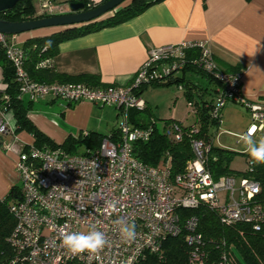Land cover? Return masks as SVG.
Returning a JSON list of instances; mask_svg holds the SVG:
<instances>
[{"label":"built area","instance_id":"built-area-1","mask_svg":"<svg viewBox=\"0 0 264 264\" xmlns=\"http://www.w3.org/2000/svg\"><path fill=\"white\" fill-rule=\"evenodd\" d=\"M91 1L94 0H87L89 8ZM40 2L45 11L42 16L67 13L53 12L57 7L51 0ZM68 7L70 10V3ZM15 38L16 35L0 33V48L14 69L19 97L27 95L32 102L49 97L68 103L85 101L114 107L118 111L119 139L105 138L99 148L89 154H71L61 147L38 148L33 143L23 145L15 163L21 180L20 193L10 205L16 219L10 237L15 250L14 262L137 264L146 254H159L165 238L184 231V240L190 248L189 263L203 264L206 253L198 219L190 216L181 221L178 212L201 205L214 210L223 225L247 224L255 232L264 227V202L258 199L259 183L244 174L214 179L206 163L211 145L205 140L190 139L192 158L176 174L171 172L172 159L168 152L155 166L143 164L133 156V144L147 142L157 125L153 119L144 126L130 122V111H142L146 106L135 90L182 69L187 60L186 52L194 49L198 57L190 61L221 85L210 112L211 119L220 123L226 104H241L250 115L246 132L252 128L255 134H264V103L251 104L242 97V72L224 71L208 43L183 42L150 50L128 86L93 87L84 83L33 81L24 67V51ZM3 98L8 99L6 95ZM188 106L195 113L193 104L188 103ZM3 114L0 109V122H3ZM160 128L164 135L177 142L198 132L195 123L188 130L176 121ZM10 132V129L0 132V137ZM105 201H115L116 211L109 214ZM120 218L135 223V241L129 243L121 238L115 223ZM92 225L108 239V244L98 254L73 256L61 246L62 233H87ZM232 262L223 253L219 264Z\"/></svg>","mask_w":264,"mask_h":264},{"label":"crops","instance_id":"crops-1","mask_svg":"<svg viewBox=\"0 0 264 264\" xmlns=\"http://www.w3.org/2000/svg\"><path fill=\"white\" fill-rule=\"evenodd\" d=\"M55 30L21 33L19 43ZM195 41L209 44L222 69L228 66L242 72L241 95L247 102L264 103V0H161L126 22L62 41L51 64L62 74L94 77L92 80L98 81V85H90L93 87L128 86L150 50ZM183 74L199 86H206L192 70ZM3 87L0 67V91ZM149 87L139 93L142 98ZM143 100L148 112L143 113L142 122H146L155 117L149 102ZM233 105L244 108L235 103L224 108ZM244 110L241 128L246 132L250 115ZM28 118L51 140L61 144L68 136L77 137L81 132L109 135L116 127L118 111L111 106L104 110L99 104L68 103L47 97L32 102ZM14 129L0 137V198L13 186L17 153L23 145L33 143L30 134L15 133Z\"/></svg>","mask_w":264,"mask_h":264},{"label":"trees","instance_id":"trees-1","mask_svg":"<svg viewBox=\"0 0 264 264\" xmlns=\"http://www.w3.org/2000/svg\"><path fill=\"white\" fill-rule=\"evenodd\" d=\"M82 1L86 10L91 8L87 7V0ZM105 1L107 0L103 2ZM159 1L161 0H125L116 12H111L93 22L73 28L51 27L57 29L47 35H35L27 38L21 43V48L25 54V70L30 78L36 82L85 83L89 86H97L98 81H93L92 79L95 78L92 76L84 74L70 76L55 70L51 60L58 53V45L62 41L126 22ZM39 17L45 16L35 14L31 0L18 2L13 8L0 13L1 19L12 22L27 21ZM186 55L187 60L182 69L172 72L159 81L141 86L135 90V93L139 95L141 90L148 86H164L176 83L179 88L184 90L187 102L194 106V114L197 118L194 123L197 124L198 132L186 135L177 142L164 135L155 118L150 117L146 122H142V119L145 120L143 113L148 112L145 110L146 106L142 111L131 110L130 122L133 125L144 126L151 119L155 120L157 124L153 135L147 142H135L133 144V156L143 164L155 166L168 152L172 159L171 172L176 174L182 171L185 162L192 158L190 139L200 138L211 145L206 163L213 178L217 179L223 175H236L235 171L229 167L232 159L231 151L214 146V133L217 130L212 131V129H217L220 123L211 119L210 112L214 106L215 98L221 91V85L211 74L205 73L190 61L198 57L196 49L187 51ZM43 62H46L45 66H40ZM0 67L2 68V84L4 86V89L0 91V109L3 113L9 111L15 113L16 126L14 132L24 131L30 134L35 147H61L71 154H89L98 149L105 138L119 139L116 124L109 135L99 132H81L77 137L68 136L61 144L55 143L28 118L32 101L25 102L22 97H19V87L14 69L1 48ZM186 70H192L195 74L201 75L200 77L206 81V86L201 87L186 78L183 74ZM223 70L238 72L237 69L228 66L224 67ZM3 95H6L8 99H4ZM238 105L242 106L241 104ZM165 122L161 126L165 125ZM189 126L183 127L188 130ZM81 147H84V150L77 153ZM73 151L75 153H72ZM246 161L248 168L240 175L244 174L259 183L261 190L258 199L264 202V165H249L251 162L249 156ZM19 193L20 187L13 185L7 195L0 198V264H20L14 262L15 250L10 243V237L16 225V219L10 211V205L19 197ZM178 212L181 221L190 216H195L198 219V231L203 236V249L206 253L203 264H219L223 253H226L233 260L232 264H264V227L255 232L247 224L223 225L219 222L215 211L206 205H201L196 209H180ZM189 251L190 248L184 240V231H182L181 234L165 238L159 254H146L137 264H190L188 260Z\"/></svg>","mask_w":264,"mask_h":264},{"label":"rangeland","instance_id":"rangeland-1","mask_svg":"<svg viewBox=\"0 0 264 264\" xmlns=\"http://www.w3.org/2000/svg\"><path fill=\"white\" fill-rule=\"evenodd\" d=\"M69 1L70 0H51L53 6L57 7L53 9V12L61 11V13H66L69 10L68 4L76 0ZM103 1L104 0L91 1V7H96L103 3ZM31 2L36 15L45 14L40 0H31ZM19 38L20 34H17L15 38L17 43H19ZM196 75L200 79H203L200 77L201 75ZM143 98L146 99L151 105L150 111H152L154 114L159 126H161L165 121H167L165 124L176 121L180 122L183 126H188L193 124L197 119L196 115L191 111L192 108L188 106V102L184 95V90L180 89L176 83L164 86H150L144 91ZM23 100L25 102L29 101L28 96L24 95ZM36 101H34V103ZM36 106H38V104H36ZM103 107L104 110H109L110 106ZM224 113L225 116L223 117L221 115L218 128L212 129V131L217 130V132L214 133V136L216 135L214 146L231 151L230 154L232 159L229 167L231 170L235 171L236 175H240L248 168V163L246 161L248 154L244 151V145L238 139L240 134L245 133L244 128H241L243 122L242 114L245 113V110L239 106H230L228 108H224ZM261 136H264V134L257 132L255 138L259 139ZM83 150L84 147H81L77 150V153H80ZM72 153L75 152L73 151ZM12 185L17 187L21 186L20 176L18 174L14 173Z\"/></svg>","mask_w":264,"mask_h":264},{"label":"clouds","instance_id":"clouds-1","mask_svg":"<svg viewBox=\"0 0 264 264\" xmlns=\"http://www.w3.org/2000/svg\"><path fill=\"white\" fill-rule=\"evenodd\" d=\"M16 126V117L13 111H9L0 122V132L7 129H14ZM239 141L244 145V151L250 157V161L254 165H264V136L259 139L255 138V130L250 128L248 132L240 134ZM106 211H116L115 201H105ZM121 238L125 242H133L136 239V225L134 222H126L123 218L115 221ZM108 244L106 235L97 229L96 225H92L87 233L83 232H65L62 233L61 246L73 256L84 253L89 255L98 254Z\"/></svg>","mask_w":264,"mask_h":264},{"label":"water","instance_id":"water-1","mask_svg":"<svg viewBox=\"0 0 264 264\" xmlns=\"http://www.w3.org/2000/svg\"><path fill=\"white\" fill-rule=\"evenodd\" d=\"M27 0H0V13L13 8L18 2ZM125 0H107L96 7L85 9L80 0L71 2L70 13L39 17L27 21H7L0 18V33L4 35H17L42 28L64 27L73 28L93 22L105 15L116 12Z\"/></svg>","mask_w":264,"mask_h":264},{"label":"flooded vegetation","instance_id":"flooded-vegetation-1","mask_svg":"<svg viewBox=\"0 0 264 264\" xmlns=\"http://www.w3.org/2000/svg\"><path fill=\"white\" fill-rule=\"evenodd\" d=\"M70 4H71V3H70ZM67 13H70V10H69V11H67ZM67 13H66V14H67Z\"/></svg>","mask_w":264,"mask_h":264}]
</instances>
